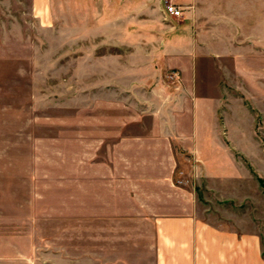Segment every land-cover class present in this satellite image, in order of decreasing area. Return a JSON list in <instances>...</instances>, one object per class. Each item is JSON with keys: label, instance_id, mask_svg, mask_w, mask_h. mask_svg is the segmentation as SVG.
<instances>
[{"label": "crops", "instance_id": "0c3cea01", "mask_svg": "<svg viewBox=\"0 0 264 264\" xmlns=\"http://www.w3.org/2000/svg\"><path fill=\"white\" fill-rule=\"evenodd\" d=\"M168 1L182 9L181 18L164 14ZM52 2L33 0V10L48 11ZM58 2L65 26L74 22L77 28L74 38H101L117 53L103 57L106 81L129 95L124 105L131 109L123 134L109 144V159L101 164L107 178L91 185V193L79 189L70 201L76 210L69 217L75 219V245L61 244L58 262L45 264H264L258 231L206 220L195 191L175 185L176 151H182L196 161L197 187L220 194L242 187L238 166L221 161L232 153L223 139L238 115L228 92L242 87L198 83L197 62L221 60L224 73L231 61L240 78L248 73L259 59L254 32L264 27V0ZM233 30L241 38H234Z\"/></svg>", "mask_w": 264, "mask_h": 264}, {"label": "rangeland", "instance_id": "374dc122", "mask_svg": "<svg viewBox=\"0 0 264 264\" xmlns=\"http://www.w3.org/2000/svg\"><path fill=\"white\" fill-rule=\"evenodd\" d=\"M33 5L0 0V264L58 262L61 244L75 245L70 201L79 189L91 193V185L107 178L101 164L131 109L124 105L129 95L106 81L103 57L114 50L101 38H74L77 28L74 22L65 26L58 0L45 12ZM254 34L259 59L243 77L231 61L223 73V61L215 59L198 60L196 74L201 84L242 87L228 92L238 115L223 139L232 153L221 158L238 166L242 187L223 194L197 187L196 161L182 151H176L175 185L195 191L201 217L227 229L258 231L264 243V27Z\"/></svg>", "mask_w": 264, "mask_h": 264}, {"label": "built area", "instance_id": "2783aa9c", "mask_svg": "<svg viewBox=\"0 0 264 264\" xmlns=\"http://www.w3.org/2000/svg\"><path fill=\"white\" fill-rule=\"evenodd\" d=\"M164 14L170 18H181L182 9L171 2H166L164 4Z\"/></svg>", "mask_w": 264, "mask_h": 264}]
</instances>
